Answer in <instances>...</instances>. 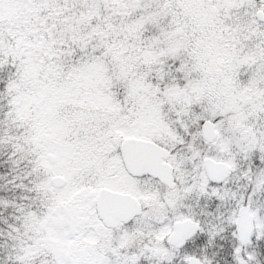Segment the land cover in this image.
I'll return each mask as SVG.
<instances>
[{"label":"snow or ice","instance_id":"snow-or-ice-1","mask_svg":"<svg viewBox=\"0 0 264 264\" xmlns=\"http://www.w3.org/2000/svg\"><path fill=\"white\" fill-rule=\"evenodd\" d=\"M0 264H264V0H0Z\"/></svg>","mask_w":264,"mask_h":264}]
</instances>
